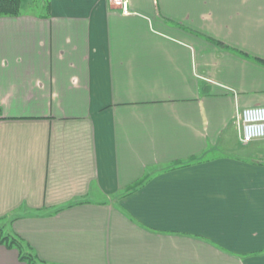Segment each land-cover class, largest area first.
<instances>
[{"label":"crops","instance_id":"0c3cea01","mask_svg":"<svg viewBox=\"0 0 264 264\" xmlns=\"http://www.w3.org/2000/svg\"><path fill=\"white\" fill-rule=\"evenodd\" d=\"M200 34L250 56L240 90L199 72ZM260 106L264 0L1 17L0 228L46 264H264V139L236 127Z\"/></svg>","mask_w":264,"mask_h":264},{"label":"rangeland","instance_id":"374dc122","mask_svg":"<svg viewBox=\"0 0 264 264\" xmlns=\"http://www.w3.org/2000/svg\"><path fill=\"white\" fill-rule=\"evenodd\" d=\"M53 1L54 0H23L22 11L35 12V14L40 15L49 8ZM200 35H202L201 38L206 43L204 52H207L208 55L206 58L198 57L197 63L201 65L199 72L204 76H209L214 80L238 88V86L234 84V70L238 66V58L246 62L251 60L250 56L244 54L242 50L234 46L235 43H231V37L220 40L213 39L203 34ZM203 86L206 87L208 92L213 90V88H209L210 85L207 86L203 84ZM238 89L240 90V88ZM230 133L231 131L229 134ZM240 145L244 146L246 144L240 141ZM0 223L2 224V222ZM5 234H7L6 231Z\"/></svg>","mask_w":264,"mask_h":264},{"label":"built area","instance_id":"2783aa9c","mask_svg":"<svg viewBox=\"0 0 264 264\" xmlns=\"http://www.w3.org/2000/svg\"><path fill=\"white\" fill-rule=\"evenodd\" d=\"M124 12H128V2H122ZM236 127L240 141L249 144L264 139V106L246 108L238 111Z\"/></svg>","mask_w":264,"mask_h":264},{"label":"trees","instance_id":"16d2710c","mask_svg":"<svg viewBox=\"0 0 264 264\" xmlns=\"http://www.w3.org/2000/svg\"><path fill=\"white\" fill-rule=\"evenodd\" d=\"M22 3L23 0H0V18L21 15ZM0 244L8 249H17L20 253V260L26 264H46L28 252L29 246H26L20 237L5 234L2 228H0Z\"/></svg>","mask_w":264,"mask_h":264}]
</instances>
